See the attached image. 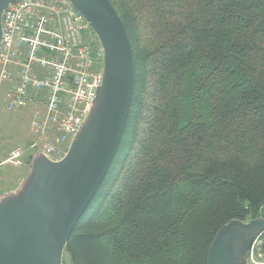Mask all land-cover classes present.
<instances>
[{
	"label": "trees",
	"instance_id": "16d2710c",
	"mask_svg": "<svg viewBox=\"0 0 264 264\" xmlns=\"http://www.w3.org/2000/svg\"><path fill=\"white\" fill-rule=\"evenodd\" d=\"M109 1L131 106L63 264H207L222 227L264 216V0Z\"/></svg>",
	"mask_w": 264,
	"mask_h": 264
},
{
	"label": "water",
	"instance_id": "95a60500",
	"mask_svg": "<svg viewBox=\"0 0 264 264\" xmlns=\"http://www.w3.org/2000/svg\"><path fill=\"white\" fill-rule=\"evenodd\" d=\"M21 0H0L2 13ZM89 24L103 51L101 83L62 159L37 151L25 180L0 198V264H63L68 239L104 180L125 130L133 60L125 27L109 0H66ZM264 218L233 220L216 234L207 264H247Z\"/></svg>",
	"mask_w": 264,
	"mask_h": 264
},
{
	"label": "built area",
	"instance_id": "2783aa9c",
	"mask_svg": "<svg viewBox=\"0 0 264 264\" xmlns=\"http://www.w3.org/2000/svg\"><path fill=\"white\" fill-rule=\"evenodd\" d=\"M1 25L0 83L16 79L7 94V110L34 106L30 129L42 141L34 149L59 161L101 83L102 48L66 0L10 4Z\"/></svg>",
	"mask_w": 264,
	"mask_h": 264
},
{
	"label": "rangeland",
	"instance_id": "374dc122",
	"mask_svg": "<svg viewBox=\"0 0 264 264\" xmlns=\"http://www.w3.org/2000/svg\"><path fill=\"white\" fill-rule=\"evenodd\" d=\"M93 41L97 45L96 36ZM15 80L13 77L0 83V198L14 191L25 180L31 158L36 153L34 148L42 142L30 129L34 106L27 105L16 111L7 110V94ZM255 245L252 252L246 254L245 260L247 264H264V257L253 252Z\"/></svg>",
	"mask_w": 264,
	"mask_h": 264
},
{
	"label": "bare ground",
	"instance_id": "6f19581e",
	"mask_svg": "<svg viewBox=\"0 0 264 264\" xmlns=\"http://www.w3.org/2000/svg\"><path fill=\"white\" fill-rule=\"evenodd\" d=\"M70 146V145H69ZM69 146H68V148H69ZM68 150V149H67ZM252 252V251H251ZM254 252V251H253ZM250 254V253H249Z\"/></svg>",
	"mask_w": 264,
	"mask_h": 264
}]
</instances>
